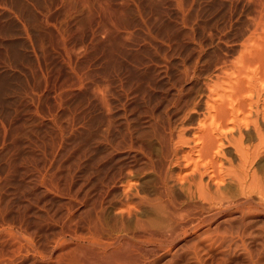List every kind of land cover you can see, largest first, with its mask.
<instances>
[{"label": "bare ground", "instance_id": "6f19581e", "mask_svg": "<svg viewBox=\"0 0 264 264\" xmlns=\"http://www.w3.org/2000/svg\"><path fill=\"white\" fill-rule=\"evenodd\" d=\"M263 160L264 0H0V264L199 259L264 210Z\"/></svg>", "mask_w": 264, "mask_h": 264}, {"label": "rangeland", "instance_id": "374dc122", "mask_svg": "<svg viewBox=\"0 0 264 264\" xmlns=\"http://www.w3.org/2000/svg\"><path fill=\"white\" fill-rule=\"evenodd\" d=\"M196 41L197 40L194 41L195 44L198 43ZM174 46L175 45H173L172 48L165 54V57H163L161 59V62L157 67L158 69L164 68L165 66H167L168 64H170L173 61H177L174 59V57H177V56L175 55L173 57L174 50H175ZM192 46L194 47V45H192ZM201 49L203 51H202V54L199 55V57H198V55H195L193 58L192 57L188 58V52H189L188 51L187 53H184L181 56L177 57L178 63L181 62V63H184L185 66H191V65L195 64V61L198 58L202 62V61H206L207 59L212 58L214 56V53H213L214 49L209 47V40L208 41L205 40V42L203 43V47H201ZM162 56H164V55H162ZM205 68H208V67H205ZM138 94H139V92H138ZM160 101H161V98H158V99L154 100L152 104H156ZM119 104L120 103H116L114 105L118 106ZM136 107H137V104L131 102V104H129L127 106V108L125 110V114L129 118L130 123H133V122L137 123L138 122L137 126L143 127V122H142V121H144L143 117H145L148 114L147 110H148L149 105H144L140 108L138 107L139 108L138 110H136ZM158 107H159V111L164 110V106H162L161 104ZM135 112L136 113L139 112L138 114L135 115L136 118L134 116H132V114ZM176 117L177 116L172 118V120L174 122L177 121ZM132 118L134 119V121L132 120ZM137 119H138V121H135ZM225 149H227V151H226L227 153H225L226 154L225 156L226 157L230 156L232 161L234 160L233 161L234 166L238 165V162H236L238 159L236 158V154H234L233 147L225 145ZM262 162L264 163V160ZM146 177H144L142 179V181L143 180L145 181L147 179H151V177H148V176H146ZM137 184H138V186L141 185L140 182ZM146 184H149V182L148 183L147 182L142 183L141 187L145 188L148 192L149 188ZM115 190H114V193L119 192L120 188H118L116 191ZM224 225H226L225 228L227 230H230L229 232L233 231L232 232L233 235H231V233L229 234V232L227 233L228 237H229V241H226L222 247L220 245L215 244L214 246H212V248L211 247L209 248L208 246H205V244H202L201 246H202L203 250L201 253L199 251V255L200 254L201 255H200L199 259H197L198 255H196L194 253V250H192L193 248H191V246H189L193 242V240L196 239V237L192 236V235H188V236L184 237L182 240H180V242L176 246H174L170 251L161 252L160 253L161 255L159 256V259L156 262V264H172V263L173 264H264V210H263V208L259 207L256 210L252 211V213H250L245 219L242 217L241 213H234L231 216L228 215V216H226V221H225ZM230 235H231V237H230ZM238 235L241 236V239L244 238L243 243H245L244 245L247 247H245L241 243L242 241L241 242L239 241V243H240L239 247L235 245V242L237 240H240L239 239L240 236H238ZM236 236H238V237L236 238ZM232 237L234 239H232ZM230 239H232V240H230ZM186 243H187V245H186ZM183 252H184V254H183ZM246 253H248L249 255H247ZM195 255L197 256V258ZM170 259L171 260L173 259V260L171 261ZM174 260H176V261H174Z\"/></svg>", "mask_w": 264, "mask_h": 264}]
</instances>
